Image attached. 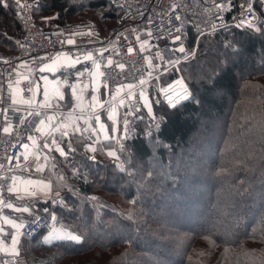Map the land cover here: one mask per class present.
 <instances>
[{"label":"trees","instance_id":"1","mask_svg":"<svg viewBox=\"0 0 264 264\" xmlns=\"http://www.w3.org/2000/svg\"><path fill=\"white\" fill-rule=\"evenodd\" d=\"M55 14L57 25L98 19L95 27L106 33L121 12L103 0H36L37 17ZM24 32L14 2L9 0L7 9L0 4V50L14 51ZM196 37L190 29L189 46ZM228 39L238 41L239 52L222 64ZM200 40L197 57L180 68L199 103L186 102L175 111L169 107L152 137L128 140L127 152L118 156L124 159L131 153L125 167L133 177L113 167L115 158L107 152L117 149L114 140H105L93 161L84 137L64 139L61 146L68 157L55 156L54 183L63 175L81 193L96 197V208L93 201L81 203L62 190L67 207L56 208L57 227L83 235L86 241L54 247L42 238L23 235L21 254L30 264H264V208L250 195L264 183V37L230 27ZM212 68L217 73L215 86L197 79ZM177 76L173 69L160 78L166 83ZM160 109L154 103L158 115L163 114ZM69 139L75 152L67 147ZM73 164L79 178L72 174ZM33 204L42 212L49 201L31 202L27 216ZM129 211L142 214L132 243L116 235L114 226L115 218Z\"/></svg>","mask_w":264,"mask_h":264},{"label":"snow or ice","instance_id":"2","mask_svg":"<svg viewBox=\"0 0 264 264\" xmlns=\"http://www.w3.org/2000/svg\"><path fill=\"white\" fill-rule=\"evenodd\" d=\"M112 4L119 6L120 0H111ZM255 0H244V3L240 5L241 11L239 17H233L232 19L236 21V27L240 29H244L247 31H253L259 34L261 37H264V13L258 14L256 8L254 7ZM260 8L264 10V0H259ZM0 4H3L4 8H9V0H0ZM14 4L19 6V0H14ZM232 0H222L220 3H214L215 9H217V15L219 19V23H213L206 29H201L199 26L196 27L197 37L195 42L190 46L186 47V41L188 40L187 33L183 31L184 21L181 20L180 15H177L175 12L173 16L175 21L179 22L178 26L173 25L175 33L169 31L168 36L171 42H180L178 45V54H174V58H169L166 62V66L162 69V72L171 73L173 69L179 71L181 67H183L182 62H190L192 59L197 57V52L200 47V37H205V39H210L211 36L216 34L217 27L222 28L224 31H228V26L224 23V18L221 13L228 11L232 8ZM173 9L178 7L177 4H173L171 6ZM151 22V21H149ZM169 23H172V19L169 18ZM208 33L205 36V33ZM151 35V32H149ZM139 39V37H138ZM68 44H73L74 40L69 38L67 40ZM147 44V40L141 43V51L144 50L145 45ZM225 51L221 53L220 63L227 64L230 57L239 52V48L237 47L238 41L234 43L232 39H228L224 41ZM21 47H24L21 45ZM227 49H232V52H228ZM101 55L105 51V49L101 48L99 50ZM131 51V49H129ZM156 56L159 57L161 61L164 60V56L160 55L159 52L156 53ZM34 60L39 61L42 65L41 71L48 72H56L60 68H64L67 72L68 69L74 68V66L80 63L81 56L77 55L75 58L70 57L66 52H57L55 59H52L50 62H45L44 58H33ZM83 59L85 61H91L92 69L89 70L87 66H84L82 69H75L76 77H83L85 74L89 78H91L92 82L96 86V92H99L100 80L99 78L104 76V72L101 69V63L93 58V53L91 51L87 52L83 55ZM148 64V69H150L147 73V76H141L137 83H127L120 84L116 86L115 94L110 97L107 101V114L108 119L112 121V131L118 132L119 129L117 125L120 123L118 119V109L122 105H127L128 110L123 114V137L117 136H109L106 125L101 122V116L98 112V109L105 107L104 104L101 103L98 94L92 95L91 102H85V86H79V81L70 85L71 88V98L68 101V104L64 105L67 107L68 105H72V100L74 99L75 103L72 105V108L67 113L61 111L60 101H64L65 95L64 92L61 91V85L67 84L68 80H57L55 81V87L52 89V92L49 91V85L52 83L49 81L47 76H43V80L45 81L44 90H43V100L37 101V91L38 85L36 87L29 86L28 91L31 92V96L25 99L21 93L24 91L19 85L21 80H28L29 75L32 72V69L27 68L28 74L25 72H19L17 74V79L15 84L13 82H9L8 89L11 93V101L12 105H25L30 111L27 115L43 117L39 119V123L35 127V131L42 134L45 137V142L42 145L37 143V138L35 136L29 135L28 140L31 141V147L33 151L30 153L29 148L30 145L28 143H23L22 147L24 152L21 154L25 161L28 160L29 155L35 157L34 164L37 172L43 171L44 167L49 164L51 161V168L58 172L56 166V158L52 156V151L58 152L60 156L65 157L67 159L68 152L65 151V148L61 146L65 137H69L70 133H80V136H77L76 139L80 140L84 133H94L96 134L97 141L100 140V134L103 133V139L106 141L111 140H120L127 138L129 135L135 132V129L130 126L129 116L133 118H138L143 120V116H139L138 113L141 107L147 109V116L149 117L150 124L144 130V134L149 137L153 136L152 128L157 130L160 129L161 124L165 121L169 107L175 111L183 108L186 102H195L199 103L197 93L195 90L190 88L189 84L185 82L186 77L181 76L177 79H172L170 82H166L165 86H161L156 83L160 79V75L156 74L155 80L153 79L154 70L160 69V65L153 64V57L147 56L145 57ZM107 63L111 65L113 61L111 58L107 60ZM28 64V61H22L21 66L25 67ZM119 67L124 68L123 64H120ZM70 74V73H69ZM217 76L216 69L212 68L209 73L201 74L197 77L198 80H203L209 85L215 86V78ZM187 78H192L191 75ZM156 88L158 90V96L162 95L163 100L157 98L155 101L150 99L149 96V86ZM35 83V81H33ZM137 90H139V101H142V105L137 100ZM219 91V90H218ZM166 102V104H165ZM161 105V113L158 115L153 108V104ZM45 109H53L51 114L46 113ZM77 109L79 110V114H77ZM20 109L17 108L16 111ZM6 112L7 110L4 109ZM7 119V116H5ZM80 121H83V127L80 125ZM95 121L99 125V127H93L92 122ZM20 122L24 123V117L20 118ZM4 133H10L12 131V124L9 121L6 126L3 127ZM59 134V138L57 135ZM91 139V137H89ZM158 143V142H157ZM67 147L72 149L75 152V149L72 148V140L69 139L67 141ZM85 147L90 149L91 152H96V147L94 144L89 143L86 144ZM121 153L127 152L126 145L120 143L119 145ZM44 149H48V152H44ZM109 157L115 158V163L113 165L114 168L118 169L119 173H126L128 177H133V173L129 168L125 167V163H131V153H128L122 160L120 156L117 155V152L114 150H109L107 152ZM41 157L42 161L41 162ZM89 159L95 161L97 157L92 155ZM9 161H11V157H9ZM16 167H21L19 163V158H17ZM29 165L25 164L22 170L26 171ZM0 170H6L9 173H14V169L8 167L5 169V165L0 164ZM72 174L79 178L80 173L78 167L73 164L72 166ZM152 173L149 172L148 176H151ZM88 173L84 174V179L87 180ZM102 177L97 172L96 179L99 180ZM123 178V177H122ZM4 179V171H0V181ZM143 179V178H142ZM7 180L11 181L10 186H8L7 191L9 193H20L24 192L32 197L39 196V199L44 200L46 202L50 201L52 204H60L64 207H67L65 200L61 195L62 190H67L73 196H75L81 203H85L89 200L93 201V207L96 208V197H88L81 193L79 188H77L74 184L67 183L65 177L63 175H57L56 180L58 183L53 185V182L50 179L45 180H33L30 178H24L23 176H18L12 174L7 177ZM254 199L258 198L261 207L264 208V183L261 184L258 190L253 189L250 193ZM133 204L136 203L135 200L132 201ZM7 207L12 208L13 205L9 203ZM23 212H29L28 207H24L22 209H18ZM175 211L179 212L180 209H175ZM43 215L39 214L37 211L33 210L30 216V223L37 227H44L47 225V233L45 234L43 231L37 236V239L43 240L44 243L50 244L52 246H59L60 244L67 243L69 245L82 244L86 241V238L83 235L76 234L75 232H68L64 229H58L56 224L58 222V217L54 211L50 210L48 207H43L42 209ZM121 217H116V235H118L121 239L127 240L128 243L133 242V238L135 233L139 231V228L135 225H138L140 220L142 219V214L139 211H129L127 214H121ZM9 224H12L14 228L18 231L15 235L12 236L11 240V248L6 249L0 247V251H8L14 255L18 254L17 245L20 243L19 237L21 236V232L19 229L23 227L22 224H17L13 220H8ZM31 235V234H29ZM227 237V233L224 234ZM209 243L215 245V240L211 238V236L205 237ZM55 242V243H54Z\"/></svg>","mask_w":264,"mask_h":264},{"label":"built area","instance_id":"3","mask_svg":"<svg viewBox=\"0 0 264 264\" xmlns=\"http://www.w3.org/2000/svg\"><path fill=\"white\" fill-rule=\"evenodd\" d=\"M12 1L14 2V0ZM103 1H107L121 12L116 23L106 33H101L95 26L82 22L69 25L55 24L53 26H45L44 24L43 26L41 24V21H44L43 18L35 15L36 0H19L17 9L25 27L24 35L14 51L6 52L0 50V164L5 165V169L8 167L14 169V173L0 170L4 171V179L0 181V212L4 216L22 224L21 232L29 239H35L42 231H47L48 226H34L30 223L31 215L27 216L26 212L18 210L22 208L7 207L9 203L12 205L21 203L17 200L14 193L7 191L11 183L10 180H7V177L16 173H27V171L22 170L23 165H20L21 167L19 168L16 167L17 158H20L23 151L22 144L28 141L29 135L34 133L36 136H40L35 131V127L39 123V119L43 118L35 115H27L30 109L25 105L10 106L12 105V101L8 84L10 81L15 84L17 74L22 68L21 62L28 61V64L24 67L26 69L25 74H28L27 68L30 67L32 69L29 79L22 80L19 85L24 89L21 95L27 99L31 96L28 88L29 86L34 87L35 83L33 81L36 82V78L42 67L38 59L34 60L33 58H42L43 55L52 56L57 52H69L73 56H82L83 67L87 66L91 70V61H85L83 59V55L91 51L93 58L101 63L100 70L104 72V76L101 77V82L110 98L115 94L117 85L137 83L141 76H147L150 69H148L145 57L152 56L153 64L159 62L166 64L169 58H174V54H178V45L180 42L173 43L169 40L168 36L169 31H172L174 34H179L175 33L173 27V25L178 26L179 23L175 21L173 16L174 12L180 15L181 20L184 21L183 31L187 33L189 39L190 29L196 31L197 26L201 29H206L213 23H219L217 9H215L214 3L222 2V0H120V4L117 6L112 4L111 0ZM242 3H244V0H232V8L221 13L224 18V23L228 28L234 27L238 30L245 31L244 29L237 28L235 26L236 21L232 19L233 17H239L241 11L240 5ZM173 4H177L178 7L173 9L171 7ZM254 7L258 14L264 13V10L260 8L259 0H255ZM169 18L172 19L171 24L169 23ZM220 30L223 29L217 27L216 32ZM149 32H151V35H149ZM69 38L74 40L73 44L67 43ZM145 40H147V44L144 50L141 51V43ZM21 45L24 47H21ZM188 46L187 40L186 47ZM101 48L105 49L102 55L99 51ZM157 52L164 56L163 61L156 56ZM109 58L113 61L111 65L107 63ZM184 63L186 62H182V64ZM120 64H123L124 68L121 69L119 67ZM75 69V67L70 68L67 72L63 69L64 77L68 81L73 80L75 77L81 85H84L89 77L87 74L83 77H76ZM162 69L156 72L154 70V80L156 74H159L160 77L166 74V72H162ZM149 87H151V82ZM156 95L153 96V101L158 98ZM136 98L139 101V90H137ZM139 102L142 105V101ZM124 107L128 110L126 104ZM17 108L20 110L16 111ZM4 109L7 111L5 112ZM70 110L62 111L67 113ZM44 111L49 114L48 109ZM77 114H79L78 110ZM5 116H7V119H5ZM21 117H24V123L20 122ZM143 117V120H138L137 118L129 116L130 126L135 129V132L127 138L114 140L117 145V149L115 150L117 154L121 152L119 148L120 143L126 145L131 138L140 137L145 139L149 137L144 134V130L150 124V120L145 114ZM9 121L12 124V131L10 133H4L2 129ZM141 122H144L145 126L140 127L139 123ZM155 130V128L151 129L152 132ZM123 135L122 131L117 137H123ZM85 136L96 147V152L93 153L90 151L88 159L92 155L97 157L99 149L104 146V141L101 138L97 141L96 134L94 133L88 132L85 133ZM40 145L42 147V144ZM44 151L47 152L45 149ZM9 157H11V161H9ZM59 205L52 204L49 201L48 208L57 215L56 208ZM38 213L43 215L42 212ZM0 264H30V262L25 254H16L2 258Z\"/></svg>","mask_w":264,"mask_h":264},{"label":"crops","instance_id":"4","mask_svg":"<svg viewBox=\"0 0 264 264\" xmlns=\"http://www.w3.org/2000/svg\"><path fill=\"white\" fill-rule=\"evenodd\" d=\"M54 18H56V14H55V15H52V16L44 17L43 20H45V21H41V23L47 24L49 21H53ZM54 25H55V24H54ZM66 53H68V55H69L70 57H73V58L76 57V56H73L72 54H70L69 52H66ZM55 57H56V54H54V55H52V56H49V55H43L42 58L45 59V62H50L52 59H55ZM82 62H83V61H82V56H81L80 63L76 64L74 67H75L76 69H82V68H83ZM41 68H42V67H41ZM63 69H64V68H60V69H58V70H57L56 72H54V73H52V72H48V71H46V70H45V71H41V69H40L39 74H38V76H37V78H36L35 85H34V87H36L37 85L39 86V87H38V91H37V97H36V99H37L38 102L43 100V90H44V84H45V81L43 80L42 77H43V76H47V77L49 78V81L52 82V83L49 85V91H50V93H51V92H52V89L56 86V85H55V81L66 79V78L64 77L63 72H62ZM25 70H26V69H25L24 67H22V68L20 69V72H25ZM99 80H100V87H99V92H98V93L96 92V86H95V84L92 82L91 78L87 79V81L85 82L84 85H81V84L79 83V86L83 87V86L86 85V87H85V91H84V96H85V102H86V103L91 102V97H92V95H97V94H98L101 103L105 105V107L98 109V112H99V114H100V116H101V122H103V123L106 125V127H107V131H108V134H109L110 131L108 130V125H107V123H106V114H107V107H106V105H107V101H108L110 98H109V96H108V94H107V91H106L105 87L103 86V84H102V82H101V77L99 78ZM21 81H22V80H21ZM21 81H20V82H21ZM76 82H77V80H76V78L74 77L73 80L68 81L67 84H63V85H61V91H63V92H64V95H65V99H64V101H60V102H59V103L61 104V106H62V107H61V111H62V110H68V109H71V108H72V105H74L75 101H74V99H73V100H72V105H68L67 107H64V105L68 104V101H69L70 99H72V98H71V88H70V85L73 84V83H76ZM48 110H49V114H51L52 111H53V109H48ZM77 110H78V109H77ZM78 111H79V110H78ZM118 112H119V109H118ZM107 115H108V114H107ZM92 124H93V127H97V128L99 127V125H98L97 123H95V121H93ZM80 125H81V127L84 126V125H83V121H80ZM117 127H118L119 131H118V132H112L114 136H118V135H120V134L122 133L121 129H123V123H121V121H120V123L117 125ZM39 134H40V133H39ZM56 135H57V138H59V134H56ZM76 135H81V134H80V133H75V134H71V133H70V136H69V137H71V136H76ZM32 136H35V137L37 138V143H38L39 145H40V144H42V145L44 144V142H45V137H43L42 134H40V136L38 137V136H36V135L33 133ZM109 136H110V134H109ZM69 137H65V138H69ZM82 137H84L89 143H91V142L86 138L85 133L83 134ZM65 138H64V139H65ZM100 138H101L103 141H105V140L103 139V133L100 134ZM26 143H28V144L30 145V147H31V141L28 140ZM89 143H88V144H89ZM61 145H62V144H61ZM31 150L33 151L32 147L29 148V152H30ZM46 150L49 151L48 149H46ZM43 151H44V150H43ZM90 151H91V150L89 149V153H90ZM114 151H115V150H114ZM23 152H24V149H23L22 153H23ZM44 152H45V151H44ZM53 152H54V154H53ZM53 152H52V156H54V157H55L56 155H60L58 152H55V151H53ZM66 152H67V151H66ZM22 153H21V154H22ZM30 153H31V152H30ZM62 157H63V156H62ZM63 158H65V157H63ZM34 160H35V157H33L32 155H29L28 160L25 161V160L23 159V156L21 155L20 158H19V163H20V165H23V166H24L25 164H28V165H30L31 167L36 168V167H35V164H34ZM122 160H123V159H122ZM41 162H43V161H42V157H41ZM38 173H40V172H38ZM15 175L23 176V177L26 178V179H27V178H30V179H33V180H40V179L36 178L35 176L29 175L28 172H27V173H24V174H23V173H16ZM52 176H53V178H54V169H52ZM10 184H11V183H10ZM14 194H15V196L17 197V200L21 202V203L13 204V207H12V208H16V209L27 207V206H29V204H30L31 202H34V203H35V202L41 200V199H39V196L32 197L31 195H29V194H27V193H24L23 191L20 192V193H14ZM39 202H44V200L39 201ZM32 207H33V210H36V209H37V205H34V204H33ZM8 220H13V219H10V218L4 216V215L0 212V247L6 248V249H10V248H11V240H12V236L15 235L16 232L18 231L16 228L13 227L12 224H9V223H8ZM13 221H15V220H13ZM15 222H16L17 224H19L17 221H15ZM57 228H59V227H57ZM19 231L21 232V228L19 229ZM19 239H20V243L17 245V251H18V254H21V251H22V243H23V234H22V232H21V236L19 237ZM8 255H14V254H12V253H10V252H8V251H0V261H1L2 258L6 257V256H8Z\"/></svg>","mask_w":264,"mask_h":264},{"label":"rangeland","instance_id":"5","mask_svg":"<svg viewBox=\"0 0 264 264\" xmlns=\"http://www.w3.org/2000/svg\"><path fill=\"white\" fill-rule=\"evenodd\" d=\"M45 21V20H44ZM96 21L98 22V19H95V21L94 22H91L89 25H93V26H97V23H96ZM77 23H80L79 21H76V20H74V22L73 23H71V24H77ZM52 26V25H54V22L53 21H49L47 24H45V26ZM44 26V25H43ZM157 65H160V69H162V68H164L165 66H166V64L165 63H162V62H159V63H157ZM159 69H157V70H155V72L156 71H158ZM155 72H154V74H155ZM177 73H178V76L175 78V79H177V78H179V77H181L182 76V74H181V72H180V70H179V72L178 71H176ZM156 83H158V84H160L161 86H165V84L166 83H164L162 80H161V78H160V81H156ZM157 94V95H156ZM154 95H156L158 98H160L161 100H163V96L162 95H159L158 96V90L155 88H153L152 86L151 87H149V96H150V99L151 100H153V96ZM165 104H166V102H165ZM153 108H154V104H153ZM141 110H143V113H145V115L147 114V109L146 108H143L142 107V109ZM127 111V109H126V107H124V105H122V106H120V108H119V112H118V119L121 121V123H122V121H123V114H124V112H126ZM138 119V118H137ZM106 123H107V125H108V130L110 131V136H114L113 135V131H112V121L110 120V119H108V115L106 114ZM141 124V126H145V123L144 122H141L140 123ZM121 131H122V129H121ZM31 148V147H30ZM46 150V149H45ZM47 151V150H46ZM30 152H32V150L30 151ZM48 152V151H47ZM53 152V151H52ZM52 154V153H51ZM53 154H54V152H53ZM119 154V153H118ZM117 154V155H118ZM27 172H28V174L29 175H32V176H35L36 178H38V179H40V180H45V179H50L52 182H53V185H55V180H54V178H53V176H52V168H51V161L49 162V164L48 165H46L45 167H44V169H43V171H41L40 173H38L37 172V170H36V168H34V167H31L30 165H29V167H28V169L26 170ZM39 201H42V200H39ZM45 202V201H44ZM58 229H61V228H58ZM23 254V253H22Z\"/></svg>","mask_w":264,"mask_h":264}]
</instances>
